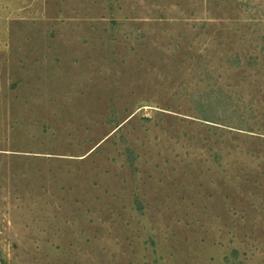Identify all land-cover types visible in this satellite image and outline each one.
Here are the masks:
<instances>
[{
  "label": "rangeland",
  "instance_id": "374dc122",
  "mask_svg": "<svg viewBox=\"0 0 264 264\" xmlns=\"http://www.w3.org/2000/svg\"><path fill=\"white\" fill-rule=\"evenodd\" d=\"M0 264H264V0H0Z\"/></svg>",
  "mask_w": 264,
  "mask_h": 264
}]
</instances>
